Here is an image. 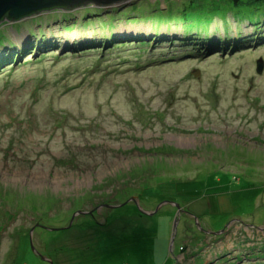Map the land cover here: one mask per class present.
Listing matches in <instances>:
<instances>
[{
	"label": "rangeland",
	"instance_id": "1",
	"mask_svg": "<svg viewBox=\"0 0 264 264\" xmlns=\"http://www.w3.org/2000/svg\"><path fill=\"white\" fill-rule=\"evenodd\" d=\"M226 2L88 3L0 24V51L28 50L15 73H0V264H240L264 256V70L256 71L264 42L231 59L197 61L168 58L190 45L179 42L140 61L132 50L121 57L106 48L95 62V51L57 47L40 62L28 46L44 33L73 47L87 34L194 33L190 26L211 20L214 8L216 23L230 19L236 8ZM244 10L229 29L239 37L254 32L245 21L251 5ZM97 12L119 27H97L89 16Z\"/></svg>",
	"mask_w": 264,
	"mask_h": 264
},
{
	"label": "trees",
	"instance_id": "2",
	"mask_svg": "<svg viewBox=\"0 0 264 264\" xmlns=\"http://www.w3.org/2000/svg\"><path fill=\"white\" fill-rule=\"evenodd\" d=\"M227 1L228 2L226 3L228 4H225L223 6L224 8L225 7L229 8V6L231 8L232 7L236 8V10L232 11L233 14L230 19L223 18L219 22L216 23L215 18H213L214 17L213 15L218 10L214 8L213 9L214 11L212 10L211 12V10H209L208 12L209 15L212 14L211 20H206V21L199 20L190 26V29H192V31L195 30L194 33H188L186 30V26H185L182 29L184 34L176 30L171 35H169V32L160 33L159 28L157 27L158 29H155V31L153 32L155 34V37L153 38L152 37L145 38L143 36H138L136 34L133 37H116L115 33L112 36H108L106 33L100 36H97L95 34L94 36L97 37V39L90 41L89 44L86 43L88 41H80L81 42L80 45L75 44L76 47L71 46L70 42H65V43L60 42L59 44L55 45L53 44L54 42L53 39L47 38L45 33L43 36L41 35L36 36L35 34L34 35L32 34L36 42L34 43L33 41L29 43L28 45L31 49L30 55L32 56L33 54H43L41 58L38 60L42 62L45 60L43 58L47 57L44 55L46 51L51 50L52 52H54V51H58L59 50L58 48H60V50H64V51H67L73 54V51L77 49L80 52H84V54H90L93 51H95L94 53L96 56L94 57L96 58V61L95 59H92V60L95 62L97 61L101 62V59L103 58L106 59L104 56H106L105 49L107 48L109 49V52L113 50L116 56H121V57H124V56L130 57V55L126 53L131 50L135 51V53L132 56H134L135 59L140 61L147 55L150 49L152 50L161 49L164 45H167L169 43H171V45L173 46L174 44H179V43L181 45L185 43H190V45L187 46L186 51H181L180 53H177L175 55L169 54L168 58L172 59L174 57L173 59H177L179 58V56L188 55L187 56L188 60L197 61V60H202L206 58L205 57L206 55H212V56L218 55L219 56V54H221L220 58L224 59L226 55H230L231 53H234V52L241 53V52L252 49L254 46L259 47L258 46L259 42L260 43L264 42V25H263L264 23V20H263L264 19V0H227ZM247 3L251 5L253 16L245 18V21H248L249 25L254 26L253 27L254 32H252L251 34L242 33L241 36L239 37V35L238 36L236 35L237 28L235 26L231 28L232 30H229V29L230 27H232V21L236 24V19H235L236 14H240L241 11L242 13H245L244 8L250 6ZM255 5L259 7H256ZM57 9H61V11L64 10L62 8H57ZM193 10L194 11H191L194 13V15H192V18L196 19V17L200 14L195 12L196 10L195 8H193ZM257 11H259V15L257 14ZM49 16H52V14H50ZM49 16H46V18L48 19ZM89 16L98 18L99 21L97 23V27L103 28L104 30L111 29L112 31H114L115 27H119L117 25L119 22H116V19H114L115 17H113V20L111 19L108 24L107 22H105L103 15H101L98 12L94 13L93 15L90 14ZM86 22L89 23V20H86ZM125 22H129V20L126 19ZM60 26H62L63 29L65 30L68 29L67 25L62 24ZM218 27H221L224 30L218 29ZM211 29H213L212 32H210ZM227 31L229 32L231 31L230 35L232 36V42H231V37L227 38L226 36ZM252 35H254V37H252ZM123 39H125L126 41H123ZM2 43L4 44V42ZM149 43H151L152 46L150 48L145 47L149 45ZM13 46L15 50H12L11 45L9 46V44L4 47L2 46V48L6 50L8 49L10 52H6L5 50L4 54L0 55V73L2 72H6L7 74L15 73L16 72V69L14 70L15 64L20 62L21 57L24 56V54L28 51L26 50L27 48L25 47L22 49L20 48L18 49V47H16L14 44ZM122 47L125 49L124 51L121 50ZM174 48L177 49L178 47L176 46ZM161 53L167 54V51H160V53L159 52L157 53V51H154L149 56L158 55ZM232 55L233 54H231V56H228V57L231 59ZM68 57L69 56H67V58ZM92 68L93 66H91L89 70L91 71ZM138 102L139 100L137 99L132 101V104L135 105V110L140 109ZM133 197L135 198V196ZM104 205L107 206L108 204L105 203ZM129 210L130 209H128V211ZM253 254H254V251H253ZM250 259L251 258H247V260L244 261V263L241 262L240 264H264V256L259 257L256 262H251L249 261Z\"/></svg>",
	"mask_w": 264,
	"mask_h": 264
},
{
	"label": "water",
	"instance_id": "3",
	"mask_svg": "<svg viewBox=\"0 0 264 264\" xmlns=\"http://www.w3.org/2000/svg\"><path fill=\"white\" fill-rule=\"evenodd\" d=\"M125 0H0V24L6 21L18 24L24 20L30 19L39 13L52 11L57 8L72 10L88 3H95L96 6H105L110 4L119 5ZM264 64L257 62V72L261 74ZM198 72L195 73V76Z\"/></svg>",
	"mask_w": 264,
	"mask_h": 264
},
{
	"label": "bare ground",
	"instance_id": "4",
	"mask_svg": "<svg viewBox=\"0 0 264 264\" xmlns=\"http://www.w3.org/2000/svg\"><path fill=\"white\" fill-rule=\"evenodd\" d=\"M27 38H29V40H34L32 36H28ZM95 39H97V37L92 36V35H90V34H87L86 37H85V39H82V41H88V42H86V43L89 44L90 41L95 40ZM35 42H36V41L34 40V43H35ZM11 49H12V50H15V48H14L13 45H11ZM2 50H4V49H2ZM0 52H2V53L4 54V51H0ZM6 52H9V51H6ZM136 227H137V228H140L139 225L136 226ZM72 262H73V263H76L75 260H72Z\"/></svg>",
	"mask_w": 264,
	"mask_h": 264
},
{
	"label": "clouds",
	"instance_id": "5",
	"mask_svg": "<svg viewBox=\"0 0 264 264\" xmlns=\"http://www.w3.org/2000/svg\"><path fill=\"white\" fill-rule=\"evenodd\" d=\"M261 60H262V59H261ZM258 61H260V59L257 60V62H258ZM257 62H256V71H257ZM263 64H264V62H263ZM263 70H264V69H263ZM257 73H258V72H257ZM262 73H263V71H262ZM262 73H261V74H262ZM261 74H259V75H261Z\"/></svg>",
	"mask_w": 264,
	"mask_h": 264
}]
</instances>
